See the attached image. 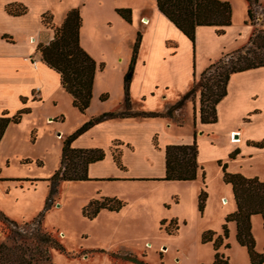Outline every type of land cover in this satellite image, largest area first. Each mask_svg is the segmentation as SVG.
<instances>
[{
    "label": "rangeland",
    "instance_id": "1",
    "mask_svg": "<svg viewBox=\"0 0 264 264\" xmlns=\"http://www.w3.org/2000/svg\"><path fill=\"white\" fill-rule=\"evenodd\" d=\"M227 1L235 10V18L239 20L244 16L248 23L247 2ZM37 2L39 8H47L45 12L55 18L66 8H78L82 19L80 45L98 66L103 67L95 73L92 98L85 113L74 110L64 92L66 95L62 96L66 97L41 107L30 106L29 114L23 115L18 124L9 125L0 147V211L16 226L0 219V243L4 242L14 255L23 251L32 264H213V243H203L202 236L207 232L221 235L226 216L235 211L231 186L223 181L222 166L228 173L264 181V152L241 155L239 140L234 137L238 133L230 135V142L237 145V150L224 158L207 159L201 165L204 178L200 173L195 180L187 182L162 179L121 184L89 180L61 182L52 196L51 206L45 209L49 192L47 180L59 168L63 141L81 127L82 121L85 124L124 107V81L127 79L130 83L132 76L133 70L129 72V67L137 34L142 37V26L148 22H135L131 18V23H127L117 10L146 11L155 5V0ZM254 16L256 27H264L261 4L254 8ZM140 44L141 39L138 51ZM226 54L230 53L223 55ZM221 58L212 64L216 66ZM223 59L226 61L227 57ZM214 69L204 77L209 78ZM194 84L199 87L200 76ZM196 97L199 101V88L189 100ZM166 119H173L176 125L182 123V116ZM156 142L155 136L154 145ZM254 143L260 144L249 142L247 145L253 148L256 147ZM235 151L237 155L231 159L229 156ZM202 192L206 193V199L200 211ZM102 198L117 199L125 208L118 213L99 212L92 220L83 217L82 209L90 201ZM42 213V220H39ZM171 221L176 222L178 230L169 235L166 229L170 230ZM251 224L255 251L262 253L261 217L254 216ZM227 228L228 238L218 252L228 259V264H250L246 249L235 240L234 224L228 223ZM38 231L51 234L64 252L37 245Z\"/></svg>",
    "mask_w": 264,
    "mask_h": 264
},
{
    "label": "crops",
    "instance_id": "2",
    "mask_svg": "<svg viewBox=\"0 0 264 264\" xmlns=\"http://www.w3.org/2000/svg\"><path fill=\"white\" fill-rule=\"evenodd\" d=\"M9 4L24 6L26 13L9 15L6 12ZM260 4L264 8L261 0L257 7ZM70 9L56 13V18L51 15L52 25L57 27L63 22ZM231 9V25L224 28L223 34L218 35L216 27L199 26L195 29L194 45L157 10L156 3L146 11L132 9L135 22H148L142 26L140 49L129 83L132 112H164L192 88L209 65L224 53H232L247 44L254 26L246 23L244 16L237 20L232 6ZM47 10L39 8L37 0H0V115L5 112L14 115L24 108L30 112V106L41 107L66 97L62 96L67 93L62 88L60 76L43 63L37 52L38 44L46 45L53 39V31L42 23L41 16L49 13L45 12ZM35 89H39L37 99L33 97ZM226 91L216 106L217 120L213 124L200 123L196 97L174 113V118L182 116L181 125L173 123V119L160 117L108 119L76 137L71 147L104 151L102 160L88 166V179L117 184L161 180L165 174V148L190 145L194 132L196 161L200 168L207 159L224 158L237 150V145L230 142L233 133H238L234 137L239 140L241 155L264 152V147L247 145L249 142L264 144V67L231 74ZM67 95L72 106V98ZM155 136L156 145L153 143ZM200 173L201 169L197 176ZM124 208L125 205L120 211Z\"/></svg>",
    "mask_w": 264,
    "mask_h": 264
},
{
    "label": "trees",
    "instance_id": "3",
    "mask_svg": "<svg viewBox=\"0 0 264 264\" xmlns=\"http://www.w3.org/2000/svg\"><path fill=\"white\" fill-rule=\"evenodd\" d=\"M247 2L248 23L254 26L247 44L230 53L223 55L218 64H211L201 75L199 87L194 84L176 103L169 106L162 113L132 112L129 97V80L124 81V108L122 111L105 113L97 116L74 133L68 136L62 143L60 165L57 171L47 180L49 192L45 203V209L51 206L52 196L56 193L61 182H83L88 181L87 169L92 163L104 158V151L99 149L81 150L71 147L72 141L97 123L108 119L140 117V118H172L174 113L182 109L190 97H193L199 88V119L201 124H213L217 120L216 106L226 95V88L229 76L234 73L244 72L259 67H264V27L257 28L254 24V8L259 0H245ZM157 10L170 21L190 42L195 43V29L199 26L216 27L217 34L224 33V28L231 25L232 9L228 1L222 0H155ZM6 12L12 16H20L26 13V8L20 4H9ZM117 14L127 23H131L132 12L129 9L117 10ZM42 23L53 28V39L46 45L38 44L37 52L43 63L60 76L62 88L72 98V107L79 113L86 112L92 98L94 76L102 65L96 62L82 49L80 45V29L82 19L78 8L70 9L59 27H54L52 16L45 13L41 16ZM141 36L137 34L136 43L133 49L129 72L133 70L137 58ZM229 55V56H228ZM215 68L209 78L205 74ZM104 99V96L102 97ZM29 113L28 109H21L14 115L7 112L0 115V141L10 124H18L21 117ZM196 132L194 140L190 145H169L165 148V174L162 181L187 182L197 178L199 169L196 161L197 144ZM258 148L263 143L255 144ZM237 151L230 154L233 159ZM119 163V157H116ZM202 170V169H201ZM223 181L231 186L235 211L225 218L222 226V234L207 232L202 236V242H212L214 260L213 264H228V259L218 252L223 241L228 238L227 224H235V240L237 244L247 251L250 264H263L264 251H255V239L252 234L251 218L260 216L264 231V181L254 177L247 178L238 173H228L222 166ZM204 178V174H202ZM206 193L199 196V210L203 208ZM124 203L113 198H102L90 201L83 209V217L92 220L100 211L119 212ZM43 213L38 219L42 220ZM0 219L16 226V223L9 220L1 211ZM163 224V223H162ZM178 230L175 221L170 222V230L166 232L171 235ZM40 238L37 245L58 252H64L63 247L49 233L39 232ZM215 237V238H214ZM227 247V246H226ZM14 248L13 250H16ZM23 251L13 254L12 250L4 243H0V264H32L31 258L26 259Z\"/></svg>",
    "mask_w": 264,
    "mask_h": 264
},
{
    "label": "built area",
    "instance_id": "4",
    "mask_svg": "<svg viewBox=\"0 0 264 264\" xmlns=\"http://www.w3.org/2000/svg\"><path fill=\"white\" fill-rule=\"evenodd\" d=\"M33 97L36 99L39 97V89H35V91L33 93ZM235 139L237 140L238 138H235Z\"/></svg>",
    "mask_w": 264,
    "mask_h": 264
},
{
    "label": "water",
    "instance_id": "5",
    "mask_svg": "<svg viewBox=\"0 0 264 264\" xmlns=\"http://www.w3.org/2000/svg\"><path fill=\"white\" fill-rule=\"evenodd\" d=\"M128 78H130V76H128Z\"/></svg>",
    "mask_w": 264,
    "mask_h": 264
},
{
    "label": "bare ground",
    "instance_id": "6",
    "mask_svg": "<svg viewBox=\"0 0 264 264\" xmlns=\"http://www.w3.org/2000/svg\"><path fill=\"white\" fill-rule=\"evenodd\" d=\"M237 141V140H236Z\"/></svg>",
    "mask_w": 264,
    "mask_h": 264
}]
</instances>
